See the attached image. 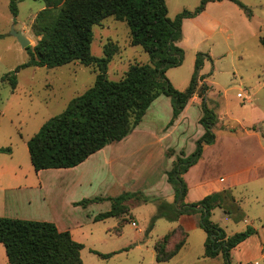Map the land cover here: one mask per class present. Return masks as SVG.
Wrapping results in <instances>:
<instances>
[{
	"label": "rangeland",
	"instance_id": "374dc122",
	"mask_svg": "<svg viewBox=\"0 0 264 264\" xmlns=\"http://www.w3.org/2000/svg\"><path fill=\"white\" fill-rule=\"evenodd\" d=\"M16 1L18 13L13 16L9 0H0V147L11 148L10 153H0V188L16 183L11 179L15 171L33 174L27 140L95 79L91 66L70 62L53 68H22L16 72L15 88L3 81L4 74L13 72L29 58L12 30L28 38L30 49L40 38L33 33L32 23L45 3L42 0ZM165 1L170 19L185 9L193 10L200 3V0ZM240 1L251 10V15L231 1L221 0L208 2L201 17L183 20L182 38L177 43L183 58L178 66L167 69L166 76L179 90L188 86L194 72L197 90L202 83L207 85L205 105L217 116L213 127L216 143L204 146L201 177L208 185H221L232 194V197H222L210 219L228 235L247 225L253 226L257 233L234 249L231 262L264 264V46L261 42L264 39V0ZM110 44L117 46L108 64L110 80H119L133 63H150L149 54L141 46L130 45L126 23L112 16L92 26L90 52L97 57L104 56V46ZM197 57L199 65L195 70ZM194 95L200 98L199 93ZM161 98L165 97L161 95ZM191 105L186 114L188 122L181 124L169 139L170 145L184 154L195 149V140L203 131L198 122L202 107ZM170 115L164 105L149 107L139 125L141 134L151 131L159 134L157 129ZM152 153L137 162L132 160L135 165L126 172L121 185L111 186L108 180L97 187L93 182L74 192L77 199L114 196L123 190H140L148 196L147 203H131L132 213L124 215L129 222L122 224L118 232L116 217L93 221L92 214L100 211L98 207H87L88 204L62 208L60 198L56 202L57 213L51 212L57 226L68 229L76 241L83 243V264H223L221 255L203 256L206 233L197 225L191 226V221L185 224L186 242L178 253L169 261H155L154 242L172 229L176 221L167 217L154 219L158 202H168L161 167L169 168L171 164L158 151ZM1 195L0 191V200ZM93 250L115 253L101 258ZM0 264H7L1 243Z\"/></svg>",
	"mask_w": 264,
	"mask_h": 264
},
{
	"label": "trees",
	"instance_id": "16d2710c",
	"mask_svg": "<svg viewBox=\"0 0 264 264\" xmlns=\"http://www.w3.org/2000/svg\"><path fill=\"white\" fill-rule=\"evenodd\" d=\"M40 9L32 23V31L40 38L30 49L27 61L19 64L13 72L6 73L2 80L16 87V72L26 67L53 68L79 62L91 66L94 82L82 93L72 97L65 108L47 119L26 142L29 159L35 171L49 168L74 167L107 144L127 136L142 120L151 103L160 95L170 98L171 125L187 102L197 92L201 99L203 114L199 119L204 131L195 140V149L185 155L180 152L166 173L167 182L173 186L172 203L159 201L154 215L178 220L187 214H199L198 226L206 233L204 257L221 255L223 264H232L231 250L253 236L257 230L247 225L243 230L228 235L210 217L212 210L220 205L222 197H232L223 190L205 195L193 202H186L187 184L184 173L202 155L205 145L213 144V127L217 116L205 105L207 85L202 83L197 90V76L193 73L188 86L179 90L172 86L166 76L170 67L178 66L183 58L178 46L182 38V22L205 10L210 1L200 0L193 10H183L173 19L168 17L165 0H42ZM235 3L247 15L251 10L240 0ZM13 16L18 13L17 1L9 0ZM124 21L129 28L130 45H139L150 56V63H133L119 80H110L108 64L117 46L105 45L104 56L91 54L92 26L100 24L106 17ZM264 46V39H261ZM199 65L196 58L195 70ZM10 147H0V153H10ZM169 154V153H168ZM107 200L110 208L93 216V221L110 217L120 218L115 230L129 222L124 215L136 205L147 203L150 198L142 191H123L116 196L82 198L73 202L75 206L86 207L93 202ZM135 206V205H134ZM179 235V238L175 237ZM187 233L178 225L153 244L156 262L169 261L186 242ZM0 243L4 246L7 264H83L81 250L83 243L76 241L69 230H59L50 221L28 220L0 216ZM108 258L115 252L101 253Z\"/></svg>",
	"mask_w": 264,
	"mask_h": 264
},
{
	"label": "crops",
	"instance_id": "0c3cea01",
	"mask_svg": "<svg viewBox=\"0 0 264 264\" xmlns=\"http://www.w3.org/2000/svg\"><path fill=\"white\" fill-rule=\"evenodd\" d=\"M204 14L205 10L197 16L201 17ZM162 96L165 98H161V95L158 96L149 107H152L155 104L157 107L164 105L166 106L168 114L172 115L170 98L165 95ZM191 104L201 105L200 98L198 99L195 97V95H193L174 122L171 125H168V122L171 118L170 115L168 121L157 129L159 134L156 132L153 133V131H151L152 133L142 135V132L139 129V125L142 122L141 120L140 123L123 139L107 144L74 167L49 168L40 169L38 171L34 170L33 174L29 172H13L11 179L16 183L0 188L2 193L0 200V216L28 220L50 221L57 226V220L56 217H53V214L57 213L56 210L59 209L56 206V202L59 198L61 200L59 202L60 206L62 208H68L73 205V202L80 200L74 196V192L78 191L81 187L86 186V184L91 185L94 182L96 186L99 187L104 185L108 180H110V185L124 182L126 172H128L135 165L132 163L133 159L137 162L138 159L150 157L153 154L152 152L158 151L160 155H163L167 158V160H169L172 166L173 161L175 160L176 156L180 154L181 149L170 145L169 139L174 135L181 124L188 122L185 120H187L186 114L191 108ZM143 116H145V114ZM201 116H199V119ZM215 143L216 141H214L213 144ZM191 152L192 151L187 152L185 155H188ZM203 155L204 152L202 151V155L199 160L183 175L187 184V193L185 197L186 202L197 201L207 194L226 190L221 185H208L205 179L201 177L200 165L203 160ZM171 166L169 168L164 166L161 167L166 180L168 191L166 196L168 202L173 201L174 199L173 186L167 182L165 173L171 168ZM205 187L207 189H205ZM106 196L108 195H103L100 197ZM73 206L76 207L75 205ZM87 207H98L100 210L99 212H103L110 208V202L107 200L93 202ZM131 209L130 213H132ZM97 213L92 214V218ZM116 218L117 220H120V218ZM198 218L199 214L197 213L190 215L184 214L180 216L178 220H176V225L173 228L180 225L185 229V224H187V221H191V226H198ZM57 228L59 230H68L60 229L58 226ZM246 240L240 244H243ZM240 244H238L235 248H238ZM234 249L231 250V255Z\"/></svg>",
	"mask_w": 264,
	"mask_h": 264
},
{
	"label": "water",
	"instance_id": "95a60500",
	"mask_svg": "<svg viewBox=\"0 0 264 264\" xmlns=\"http://www.w3.org/2000/svg\"><path fill=\"white\" fill-rule=\"evenodd\" d=\"M12 35L16 37L22 48H26L27 46H29L30 41L21 32L12 30Z\"/></svg>",
	"mask_w": 264,
	"mask_h": 264
}]
</instances>
